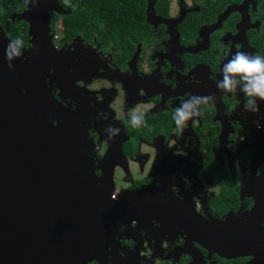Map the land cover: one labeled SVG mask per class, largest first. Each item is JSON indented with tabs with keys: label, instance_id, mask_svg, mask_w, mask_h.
Returning a JSON list of instances; mask_svg holds the SVG:
<instances>
[{
	"label": "flooded vegetation",
	"instance_id": "af4514ba",
	"mask_svg": "<svg viewBox=\"0 0 264 264\" xmlns=\"http://www.w3.org/2000/svg\"><path fill=\"white\" fill-rule=\"evenodd\" d=\"M38 11L62 64L45 84L83 124L100 197L137 205L86 264H264V102L245 111L239 83L217 88L233 52L264 56V0H0L19 55L37 48ZM193 97L211 99L177 134Z\"/></svg>",
	"mask_w": 264,
	"mask_h": 264
},
{
	"label": "water",
	"instance_id": "95a60500",
	"mask_svg": "<svg viewBox=\"0 0 264 264\" xmlns=\"http://www.w3.org/2000/svg\"><path fill=\"white\" fill-rule=\"evenodd\" d=\"M46 12L38 11L37 48L27 56L6 58L10 41L0 29V264L99 259L101 246L137 211L100 197L83 124L46 87L44 73L53 68L59 75L62 68L45 44Z\"/></svg>",
	"mask_w": 264,
	"mask_h": 264
},
{
	"label": "clouds",
	"instance_id": "9594fccd",
	"mask_svg": "<svg viewBox=\"0 0 264 264\" xmlns=\"http://www.w3.org/2000/svg\"><path fill=\"white\" fill-rule=\"evenodd\" d=\"M22 44L24 41L20 37L13 38L6 47V58L10 59L19 55V46ZM217 47L222 48L224 55H227V50L222 45ZM220 75L221 79L217 83V88L223 89L225 93H232L235 91L236 84L239 83L246 101L244 110L256 113L258 109L254 106V101L264 102V56L240 51L233 52L221 66ZM210 99V97H204L197 100L193 97L189 102L175 109L172 120L177 134L184 127L185 121L200 114L195 110L196 105L209 104ZM142 122L143 113L137 114L134 111L131 115L132 126L138 127Z\"/></svg>",
	"mask_w": 264,
	"mask_h": 264
},
{
	"label": "rangeland",
	"instance_id": "374dc122",
	"mask_svg": "<svg viewBox=\"0 0 264 264\" xmlns=\"http://www.w3.org/2000/svg\"><path fill=\"white\" fill-rule=\"evenodd\" d=\"M23 61H24V59H23ZM107 192H109V193L111 194V192H112V191L110 192V190H107ZM107 192H105V193H102L104 198H106V197H107V195L109 194V193H107Z\"/></svg>",
	"mask_w": 264,
	"mask_h": 264
}]
</instances>
